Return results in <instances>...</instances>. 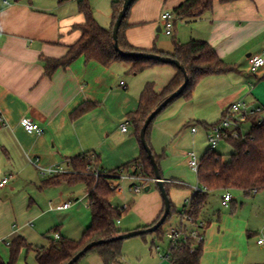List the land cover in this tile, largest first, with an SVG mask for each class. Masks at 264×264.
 I'll list each match as a JSON object with an SVG mask.
<instances>
[{"label":"crops","instance_id":"crops-1","mask_svg":"<svg viewBox=\"0 0 264 264\" xmlns=\"http://www.w3.org/2000/svg\"><path fill=\"white\" fill-rule=\"evenodd\" d=\"M113 1L0 0V183L9 179L0 188V261L5 264L11 261L10 246L18 237L31 246L23 252L35 259L40 248L55 240V233L81 239L92 223L86 185L63 181L45 186L57 176L46 175L45 170L62 168L63 174L75 175L71 161L87 154H95L100 168L108 172L139 161L142 146L131 117L139 111L148 84L161 92L177 74L175 67L163 64L135 74L130 64L104 67L85 57L47 74L46 62L63 60L82 37L86 17L81 4H87L98 24L109 30ZM185 1L137 0L124 30L125 40L135 49L167 56L174 53L175 40L207 42L231 68L203 78L190 98L169 105L149 131L163 179L170 185V226L180 224L179 214L192 202L196 187L201 188L188 167V152H196L200 159L205 156L207 131L235 103H244L250 111L261 109L264 119V68L253 73L249 67L251 57L264 56V0L217 1L200 20L179 22L173 36H167L163 14L173 13ZM82 108L87 110L74 117ZM23 119L38 124L43 135L27 133ZM125 123L128 132L122 131ZM126 182L130 189L132 182ZM146 187L150 191L141 194L120 187L122 204L112 200L114 207H126L121 218L126 232L152 227L164 212L156 183ZM226 193H212L199 217L206 225L199 264H264V246L257 243L264 235V191L251 196L236 191L239 200L229 192L233 199L229 208L223 206ZM65 204L70 207L59 209ZM151 244L134 241L123 248V263L174 264L160 257L168 253L169 243L167 249L159 245L152 249ZM92 258L102 264L96 255Z\"/></svg>","mask_w":264,"mask_h":264},{"label":"trees","instance_id":"trees-1","mask_svg":"<svg viewBox=\"0 0 264 264\" xmlns=\"http://www.w3.org/2000/svg\"><path fill=\"white\" fill-rule=\"evenodd\" d=\"M20 1L23 0H16V2ZM217 1L226 4L241 0H186L173 11L175 17L174 28L179 22L193 23L200 20L207 12L213 9ZM124 3L125 0L113 1V23L112 28L109 30L102 28L98 24L91 8L87 4H81L80 11L86 17V23L80 27L82 37L70 48L69 53L63 60H48L46 62L47 74H51L60 66L70 65L80 57H85L88 61H97L104 67H111L116 63L124 62L132 65L130 72L135 74L142 73L150 67L159 64L144 59L125 58L116 52L112 33L119 14L124 7ZM130 10L119 31V47L126 53H150L135 49L124 38V30ZM174 45V53L168 56L178 60L185 67L189 76L188 86L181 97L190 98L203 78L222 75L231 71V68L224 64L207 42L193 40L187 44H181L175 40ZM151 53L167 56L158 51ZM184 80L183 73L177 69L176 76L161 92L156 91L154 84H148L145 87L140 100V109L131 117L140 143V133L148 116L170 95L176 92L183 85ZM85 110L87 109L82 108L78 110L74 117L79 116ZM261 118V114L251 115L247 120L251 124L250 131L239 138H231L227 141V144L234 150L228 159L217 150L208 151L201 159L197 174L198 184L201 188L193 196L189 211L190 217L199 219L207 205L209 196L214 192L240 191L246 196H251L254 190L257 193L264 191V119L261 120ZM155 120L149 126L146 134V140L150 148L149 131ZM88 155L71 161L75 175H57L45 181L44 185H57L63 181L70 184L84 183L87 188L92 223L78 241L61 238L60 240H51L48 248H40L36 255L38 264H67L88 244L100 240H111L127 233L117 225V221L121 220L125 214L124 210L112 205V200L121 187L122 174L129 173L134 176L142 175L149 179H155L153 166L143 146L139 161L112 172L101 169L98 164V158L96 157L94 160H91L88 158ZM154 157L160 168L158 158L155 155ZM168 185L165 183L167 193L170 186ZM179 215L181 216L182 213ZM171 216L172 207L166 223L171 220ZM147 228L149 227H145L144 229ZM55 232L58 231L56 230ZM153 234L157 236L158 241L163 242L166 239V230L163 227ZM123 242L117 241L96 247L83 258L89 254H94L102 261V264H124ZM193 244L194 242H189L183 248L170 250L168 259L174 264H199L203 253V246L202 243L197 245L192 252L191 247ZM155 245L156 241L153 240L151 248L153 249ZM25 248L30 249L31 246L28 245L24 238L18 237L14 239L10 246L11 261L8 264H16L21 250ZM83 258L76 264H81ZM0 264L5 263L0 261Z\"/></svg>","mask_w":264,"mask_h":264},{"label":"built area","instance_id":"built-area-1","mask_svg":"<svg viewBox=\"0 0 264 264\" xmlns=\"http://www.w3.org/2000/svg\"><path fill=\"white\" fill-rule=\"evenodd\" d=\"M174 15L172 12H165L162 16L164 22V31L167 36H173L174 31ZM249 67L251 72L257 73L261 69L264 68V56H253L249 59ZM254 114H262L261 109H256L254 111H250L248 107L242 103L238 102L233 104L223 116L222 120L216 125L212 126L207 131V141L209 144V151H216L222 143H227V141L231 138H239L242 133L241 124L247 122L248 118ZM2 116L0 113V121H2ZM263 120V118H261ZM21 125L24 130L29 134H38L43 135L44 131L40 128L38 124L33 122L30 119H23L21 121ZM129 123H125L122 125V131L128 132ZM194 132L196 129L193 130ZM88 158L94 160L96 158L95 154H89ZM188 167L193 171L196 175L198 174L201 159L194 151H189L187 154ZM65 171L62 168L49 169L45 170L44 174L53 176L63 174ZM122 180H127L132 182V186L130 191L134 194H141L144 192L145 187L149 183H156V179H149L142 175H132L129 173L122 174ZM9 183V179L6 178L0 183V188L5 187ZM200 191V187H196L195 193ZM253 195L257 194V191L252 192ZM232 195L227 192L224 197L223 206L225 208L230 207V203L232 202ZM192 203V202H191ZM191 203L187 205L182 211V215L180 216L181 222L178 226H170L166 230V240L169 243V250L166 255L161 254L162 259H168L170 256V250L183 248L189 242H194L191 247V251L193 252L197 245L204 243L205 241V223L200 219H195L190 217L189 211ZM70 204H65L59 209H68ZM126 207L121 209L125 210ZM117 225H121V220L117 221ZM55 240H60L61 236L58 233L54 234ZM258 245L264 246V235L259 237L257 241ZM10 246V243H7Z\"/></svg>","mask_w":264,"mask_h":264},{"label":"water","instance_id":"water-1","mask_svg":"<svg viewBox=\"0 0 264 264\" xmlns=\"http://www.w3.org/2000/svg\"><path fill=\"white\" fill-rule=\"evenodd\" d=\"M137 0H125L124 3V7L121 11V13L119 14V17L113 27V33H112V38L114 41V48L116 50L117 53H119L122 57L125 58H137V59H144L147 61H152V62H156L159 64H163V65H170L175 67L176 69H178L179 71H181L184 75V83L183 85L176 91L174 92L172 95H170L159 107H157L146 119L141 133H140V140L142 143V146L144 148V150L146 151L149 160L151 161V164L153 166L154 172H155V179H156V183L158 186V189L161 193V196L163 198L164 201V213L161 217V219L152 227H149L147 229H141V230H137V231H132V232H127L117 238L111 239V240H100V241H96L93 242L91 244H88L87 246H85L78 254H76L74 256V258L67 264H76L78 263L86 254H88L91 250H93L96 247L105 245V244H110L112 242H117V241H125V240H129L132 238H136L139 236H145L148 234H153L155 232H157L161 227H163L171 213V201L169 198V195L166 191L165 188V180L163 179V176L161 174L160 168L157 164V161L153 155V152L151 150V148L149 147L147 140H146V134H147V130L149 128V126L152 124V122L169 106L171 105L173 102H175L177 99H179L182 94L184 93V91L186 90L188 83H189V76L188 73L185 69V67L176 59L171 58L170 56H161V55H157V54H153V53H126L123 52L121 50V48L119 47V42H118V36H119V31L120 28L122 26V23L128 13V11L130 10L131 6L136 2ZM146 193H148L150 191V187H146L144 190Z\"/></svg>","mask_w":264,"mask_h":264},{"label":"rangeland","instance_id":"rangeland-1","mask_svg":"<svg viewBox=\"0 0 264 264\" xmlns=\"http://www.w3.org/2000/svg\"><path fill=\"white\" fill-rule=\"evenodd\" d=\"M171 38V37H170ZM170 38H168L170 40ZM172 39V38H171ZM243 134H247L250 129H251V124L249 123H244L243 124ZM218 152H220L221 154H223L225 156L226 159L229 158L230 154H232L234 152V150L232 149L231 146H229L227 143H222L219 148L217 149ZM127 180H122L121 181V187H123L126 191V193H130V189L127 188V185L125 183ZM121 190V188L119 189ZM144 193V192H143ZM234 196L236 197L237 200H239V196H237L236 191H233ZM123 195V194H122ZM255 196H253L252 199H254ZM124 198L122 196V198L119 195H115V197L113 198V202L115 204L119 203L122 204L121 202H123ZM170 224H172V220H169L164 226L163 229L167 230L168 227H170ZM119 228H123L121 225L119 226ZM123 230V229H122ZM146 240L147 242H149L151 244V242L153 240L156 241V245H159L160 247L167 249L168 248V241L166 239H164V241H158L157 236L155 234H148L145 236H139L136 238H132L129 240H125L123 242V248L125 249L126 247H130V245H132L134 243V241H144ZM133 250V249H132ZM134 252V251H132ZM93 256H95L94 254H89L87 255L85 258H83V260L81 261V264H99L98 262L93 261ZM7 262V261H6ZM16 264H38L34 255L32 253H30L28 256L26 254V251L23 252V250L20 252L17 262Z\"/></svg>","mask_w":264,"mask_h":264}]
</instances>
